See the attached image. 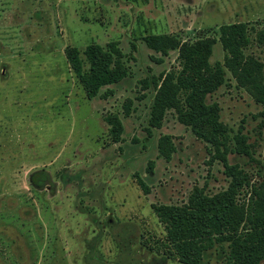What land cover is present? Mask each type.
Wrapping results in <instances>:
<instances>
[{"label": "rangeland", "instance_id": "374dc122", "mask_svg": "<svg viewBox=\"0 0 264 264\" xmlns=\"http://www.w3.org/2000/svg\"><path fill=\"white\" fill-rule=\"evenodd\" d=\"M234 23L249 24L253 43L246 54L264 65V0H0V264H86V247L100 227L99 250L113 262V232L102 226L108 220L164 254L167 234L156 209L231 190L224 157L243 170L233 198L248 209L264 176L263 107L229 73L208 96L228 129L227 146L245 137L252 147V158L225 154L224 146L197 138L175 110L166 111L159 128L150 127L155 92L143 83L181 70L178 51L164 56L147 39L216 40L214 65L225 55L219 28ZM112 43L125 55L128 77L109 87V97L105 89L90 100L66 51L77 48L85 60L90 45ZM118 116L123 130L115 141L106 118ZM162 136L176 147L170 161L159 152ZM37 173L46 180L41 187L30 182ZM222 263L217 248L205 261Z\"/></svg>", "mask_w": 264, "mask_h": 264}, {"label": "trees", "instance_id": "16d2710c", "mask_svg": "<svg viewBox=\"0 0 264 264\" xmlns=\"http://www.w3.org/2000/svg\"><path fill=\"white\" fill-rule=\"evenodd\" d=\"M219 41L225 53L224 61L211 65L210 59L216 40L205 39L193 44L183 43L171 36H156L147 39L149 48L168 56L170 51L179 52L181 70L167 76H152L143 83L152 87L155 97L151 107L150 127L159 128L167 110H175L182 124L192 128L197 138L209 142L216 149L224 146L225 154L236 153L252 158L251 146L245 137H237V147L227 146L228 129L220 121L217 104H207L209 95L222 87L229 73L237 87L244 89L254 101L264 109V65L246 54L252 45V31L248 23H234L219 28ZM260 43L264 36L259 35ZM70 71L83 87L88 99L109 97L113 91L109 87L118 85L128 77L124 63L125 55L117 43L105 49L94 44L85 50V60L89 69L85 70V60L77 48L66 51ZM129 114L130 106L126 107ZM264 115V112H263ZM106 122L112 127L110 133L115 141L120 139L123 124L121 118L108 117ZM151 128H147L152 135ZM159 152L167 161L172 159L176 147L170 136L159 140ZM224 154V155H225ZM223 155V156H224ZM226 169L231 171V190L220 197L209 200L192 198L188 206H162L157 208L160 221L165 225L167 252L162 254L142 243L140 237L125 225L116 229L115 222L108 220L102 226L112 230V240L116 247V260L108 262L99 250L102 242V227L99 218L93 224L99 231L87 245L84 262L86 264H205L210 251L219 250L222 264H263L264 263V176L260 188L249 202L248 209L235 203L233 198L240 181H245L243 170L230 166L224 157ZM152 172V167H149ZM139 183L147 195L149 188L143 180ZM176 261L170 263V261Z\"/></svg>", "mask_w": 264, "mask_h": 264}, {"label": "flooded vegetation", "instance_id": "af4514ba", "mask_svg": "<svg viewBox=\"0 0 264 264\" xmlns=\"http://www.w3.org/2000/svg\"><path fill=\"white\" fill-rule=\"evenodd\" d=\"M30 182H31V184H33L34 186H43V184L46 182V180L44 179V178H42V176L40 175V177H39V175H38V173L37 174H33L32 176H31V180H30Z\"/></svg>", "mask_w": 264, "mask_h": 264}]
</instances>
